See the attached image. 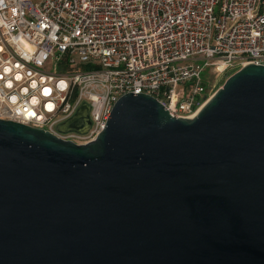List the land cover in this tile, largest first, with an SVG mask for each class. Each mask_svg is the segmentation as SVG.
Wrapping results in <instances>:
<instances>
[{
    "label": "water",
    "instance_id": "obj_1",
    "mask_svg": "<svg viewBox=\"0 0 264 264\" xmlns=\"http://www.w3.org/2000/svg\"><path fill=\"white\" fill-rule=\"evenodd\" d=\"M0 264H264V66L191 119L126 94L87 145L0 120Z\"/></svg>",
    "mask_w": 264,
    "mask_h": 264
},
{
    "label": "built area",
    "instance_id": "obj_2",
    "mask_svg": "<svg viewBox=\"0 0 264 264\" xmlns=\"http://www.w3.org/2000/svg\"><path fill=\"white\" fill-rule=\"evenodd\" d=\"M250 64L264 66V0H0V120L79 146L126 94L191 119L212 74ZM84 104L88 132H59Z\"/></svg>",
    "mask_w": 264,
    "mask_h": 264
},
{
    "label": "rangeland",
    "instance_id": "obj_3",
    "mask_svg": "<svg viewBox=\"0 0 264 264\" xmlns=\"http://www.w3.org/2000/svg\"><path fill=\"white\" fill-rule=\"evenodd\" d=\"M234 71L231 72H227L222 76H214V74H212L211 79L209 80V89H208V93H209V98H211L216 92L217 90H219L225 83V81L234 74ZM204 75H202L203 80L205 81V83L207 82V80L210 77V70L207 69L204 73Z\"/></svg>",
    "mask_w": 264,
    "mask_h": 264
},
{
    "label": "trees",
    "instance_id": "obj_4",
    "mask_svg": "<svg viewBox=\"0 0 264 264\" xmlns=\"http://www.w3.org/2000/svg\"><path fill=\"white\" fill-rule=\"evenodd\" d=\"M86 69H89V68H86Z\"/></svg>",
    "mask_w": 264,
    "mask_h": 264
}]
</instances>
